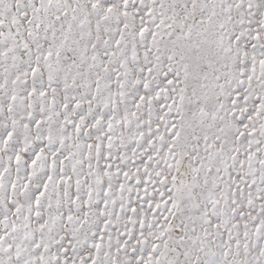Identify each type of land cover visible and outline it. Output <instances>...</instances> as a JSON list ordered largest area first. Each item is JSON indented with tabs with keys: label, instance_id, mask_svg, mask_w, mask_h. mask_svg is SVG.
<instances>
[{
	"label": "snow or ice",
	"instance_id": "snow-or-ice-1",
	"mask_svg": "<svg viewBox=\"0 0 264 264\" xmlns=\"http://www.w3.org/2000/svg\"><path fill=\"white\" fill-rule=\"evenodd\" d=\"M0 264H264V0H0Z\"/></svg>",
	"mask_w": 264,
	"mask_h": 264
}]
</instances>
